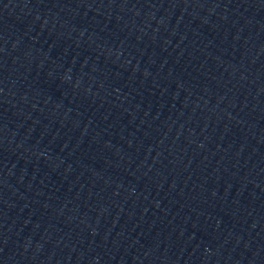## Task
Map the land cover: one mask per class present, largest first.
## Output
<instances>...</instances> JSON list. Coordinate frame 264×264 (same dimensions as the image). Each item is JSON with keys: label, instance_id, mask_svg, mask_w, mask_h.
<instances>
[{"label": "water", "instance_id": "95a60500", "mask_svg": "<svg viewBox=\"0 0 264 264\" xmlns=\"http://www.w3.org/2000/svg\"><path fill=\"white\" fill-rule=\"evenodd\" d=\"M0 264H264V0H0Z\"/></svg>", "mask_w": 264, "mask_h": 264}]
</instances>
